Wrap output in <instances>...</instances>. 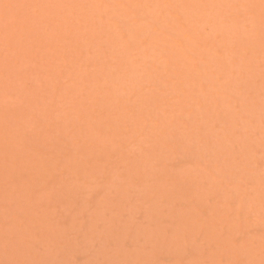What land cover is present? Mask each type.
Returning <instances> with one entry per match:
<instances>
[{
  "label": "rangeland",
  "instance_id": "374dc122",
  "mask_svg": "<svg viewBox=\"0 0 264 264\" xmlns=\"http://www.w3.org/2000/svg\"><path fill=\"white\" fill-rule=\"evenodd\" d=\"M0 264H264V0H0Z\"/></svg>",
  "mask_w": 264,
  "mask_h": 264
}]
</instances>
